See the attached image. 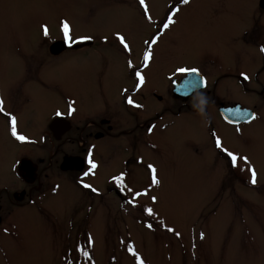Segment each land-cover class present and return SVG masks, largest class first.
Instances as JSON below:
<instances>
[{
	"label": "rangeland",
	"instance_id": "rangeland-1",
	"mask_svg": "<svg viewBox=\"0 0 264 264\" xmlns=\"http://www.w3.org/2000/svg\"><path fill=\"white\" fill-rule=\"evenodd\" d=\"M255 3L145 0L143 6L137 0H0V91L6 107L16 110L18 131L36 136L38 143L34 147L12 141L13 147L11 140L0 138V185L15 177L19 156H36L37 151L39 158H48L39 146L51 116L70 113L72 105L76 122L77 117L91 116L104 101L112 102L115 90L127 81L129 61L143 57V38L156 36L145 71L156 90L166 86V76L178 65L210 67L215 60L232 67L235 59L236 67L249 70L252 64L235 35L243 23L242 11L246 17ZM168 10L178 13V21L158 34L154 25ZM64 21L72 41L89 38L93 46L50 57L49 43L61 37ZM117 33L128 40L134 55L123 52ZM34 77L41 82L44 78V86L34 83ZM23 81H28L24 91ZM233 90L243 105L260 106L259 119L239 131L214 110L211 126L201 118L185 115L175 120L167 114L143 140L139 125L153 118L144 121L138 114V125L120 123L121 112L114 122L119 127L135 125L139 133L133 142L127 134H117L116 139L92 143L90 155L97 167L89 175L59 170L61 155L73 151L65 145L50 150H59L52 157L57 165H40L54 181L51 191L43 186L32 203L14 207L1 186L0 264H139L137 257L144 264H264V101ZM118 106L114 110L120 112ZM217 137L222 148L248 162L239 159L233 166L226 161ZM149 164L157 169L159 185L151 183ZM253 168L256 184L251 183ZM121 174L122 180L114 179ZM12 184L9 192L21 187ZM147 208L153 209L152 215Z\"/></svg>",
	"mask_w": 264,
	"mask_h": 264
},
{
	"label": "flooded vegetation",
	"instance_id": "flooded-vegetation-1",
	"mask_svg": "<svg viewBox=\"0 0 264 264\" xmlns=\"http://www.w3.org/2000/svg\"><path fill=\"white\" fill-rule=\"evenodd\" d=\"M256 2L257 4L255 3L247 11L248 13L246 17L244 15L245 11H242L240 20L243 23L241 25L240 31H237L238 35H235L237 36L236 42L239 41V44L243 46L242 48L247 53V59L252 64L249 70H244L242 67H236L235 65L237 62L235 59L232 61V67L225 65L223 66L217 61L211 59V61L209 60L211 63L210 67H204V65L199 67H186L184 65H178L176 66V69L169 73V77L166 76V80L168 81V83H165L166 86L156 90L153 86L149 85V75H145V71L149 67L151 58L147 62V66L144 61V54L152 48L154 43L151 42L156 39V36L151 34L153 36L143 38L141 42V49L144 48L143 57L136 60L135 62H132L131 55H134L135 50H128L131 55L129 54L127 59L131 60L133 67H130L128 63L126 67L127 81L122 83L118 87L117 91L115 90V98H113L112 102L104 101V103L102 105L100 104L96 111L91 115L92 118L91 116L83 115L77 117L78 120L76 122L74 121L76 118L73 117L72 113H61L60 115L55 114L54 116H51L49 122L47 123L46 129L42 133L43 140L41 142V146H39V148H41L40 153H44V155H47L48 158L46 160L39 158L36 151V156L29 157L28 155L23 154L22 156H19L15 159L13 166L14 172L16 174L15 177L11 182L7 183L6 186L3 184L0 185V190L1 186L3 191L5 190L4 195L6 196L8 202L14 207H17L19 203H23L24 201L26 203H32L34 197L38 196L34 193H39L43 189V186H46V192L52 190V186L55 185L54 181L48 180L47 175L43 174V168H40V165L43 162L48 164L47 168L57 165L58 160H56L53 164L52 157L54 155L56 156L59 150L55 153H50L51 149L55 150L59 149L58 146L64 147L65 145H70L71 150L73 151L61 155L58 168L63 173L79 177V174L83 175L85 172L90 173L92 171L91 166L88 163L89 158L92 160L90 155L92 143L96 142L100 144L109 141L108 139H116L117 134H127V140H132L133 142V135H135V133H139L137 132L138 127L135 125L119 127L116 124L117 121L114 122V118H116V115L119 116L121 112L123 117L119 119L120 123L124 121L129 124H136L134 118L138 119V114H140L139 116H141L142 120L144 119V121H147L146 119L149 120L153 118L151 119L153 121H149L148 123L142 122V125H139V127L143 128L141 132L143 140L149 132L154 130L158 120L161 121L163 117H168H165L167 114H172L169 117H172L175 120L185 115H189L195 119L201 118L204 120L205 125L210 124L209 126H211V123L213 122L211 120L210 112L214 110L218 117L221 118V120L227 125L235 128V131H239L242 125L251 124L259 119L258 111L260 106L255 104H253L251 107L245 106L240 101H237L233 93V87H235L236 90H240L243 95L257 98L256 102L259 100L264 101V52L261 51V48L264 47V35L261 34V27H264V20H262L264 7H262L260 4L261 0H256ZM175 4V7H178L182 3ZM258 8L261 9L260 12L258 11ZM230 12L231 14L235 13L233 9H231ZM177 16L178 13L169 14L168 10L167 13L164 14L161 22L154 25V27L157 29V33H164L165 24H169V26L172 24L174 25L175 21H178ZM244 18H246V22ZM60 36V38H57L49 43L48 51L51 55L50 57L57 56L66 50L81 49L83 47L93 46V41H91L89 38L83 39L79 42H74L72 41L73 36H70V39H66L64 33H62ZM55 42H65L66 46L59 53L53 54L50 51V46ZM126 42L129 45L128 40H126ZM78 43L86 44L79 48H73V46ZM118 44L123 52L126 53V49H124L123 45L119 41ZM235 55L237 54H234V58ZM49 61L50 60L48 59L45 64L48 65ZM240 64L243 65L245 63L240 62ZM180 68L189 70L197 69L198 73H191L190 71L181 73L178 71ZM137 71L140 72L145 78V82L142 86L139 85L138 77L135 75ZM245 75H247L249 79H245ZM31 80L40 86H44L45 84L44 78V83L41 82L42 80L39 81L35 77ZM23 82L24 83L21 86H23L22 88L24 91V86L26 85L25 83L28 81ZM221 88L224 90L222 94ZM0 98L3 99L5 113L10 114L5 115V113H0V126L4 124L0 131L2 132L0 134V138L5 139L6 141L11 140V142L13 141L16 145L24 144L33 145L36 147L38 144L36 141V136H28L25 133H22V131L19 132L17 126V134H24L26 140L19 141L12 135L10 116L16 117V110L13 105L8 108L6 107L5 100L7 101V99L6 96H2L1 91ZM128 98H131L135 104L141 105L142 107L130 105L128 103ZM150 100L152 101V105L150 104ZM154 101L158 102L154 103ZM225 102H228V104H225ZM117 103H119L117 109L120 108V112L114 110ZM156 107L160 109L156 111ZM225 108H228V111L223 114L222 111ZM101 110H103V113ZM253 114L255 115V119L252 118ZM168 123H170V120ZM76 130H78V134L76 137H74L72 136V133ZM13 142L12 146L15 147ZM147 145L149 144H146V146ZM147 147L149 148V146ZM76 148L77 150H75ZM217 149L219 150L218 153L221 155V149ZM65 159L70 161L69 169L67 170L62 169V164ZM225 159L226 161L231 160V158L228 156H226ZM35 161H37V164ZM79 167L80 169H78ZM10 184H20L18 188L20 186L21 187L19 190L12 189L9 192L8 186H10Z\"/></svg>",
	"mask_w": 264,
	"mask_h": 264
},
{
	"label": "snow or ice",
	"instance_id": "snow-or-ice-1",
	"mask_svg": "<svg viewBox=\"0 0 264 264\" xmlns=\"http://www.w3.org/2000/svg\"><path fill=\"white\" fill-rule=\"evenodd\" d=\"M189 2H190V0H183L184 4H188ZM140 3H141V5H144L145 4V0H140ZM149 19H150V17H149ZM164 27H165V29H167L169 27V24H165ZM62 30H63L65 38L66 39H70V35H69L70 26H69L67 21L62 22ZM44 34L45 35L48 34L47 26H44ZM117 39L123 45L124 49H127V50L130 51V47H129L128 43L126 42L125 37L123 35H120L119 33H117ZM155 42L156 41L153 40L151 43H155ZM261 51L264 52V47L261 48ZM151 56H152V53H151L150 50L145 52L144 61H145L146 66H147V62L150 60ZM129 66L133 67L131 61H129ZM178 71L181 72V73H186V72H189V71L191 73H198L197 69H190L189 70V69H185V68H180V69H178ZM135 75L138 77L139 85L142 86L143 83L145 82L144 76L138 71L135 73ZM244 78L245 79H249V77H247V75H245ZM128 103L130 105H134L135 107H142L141 105L135 104L134 101L131 98H128ZM3 104H4L3 99L0 98V113H5ZM69 112H70V114L75 112V108L72 105H69ZM5 115H10V114L5 113ZM57 115H60V113L57 112ZM252 118L255 119V115L254 114H253ZM10 122H11V133H12V135L19 141H25L26 140L25 136L17 134L16 117L15 116H10ZM215 143H216L217 147H221L222 148V141L218 137H217ZM222 150L224 152H226L228 157L231 158V163L233 164V166H235L237 164L239 159H243L246 163L248 162V158L247 157H238L236 154H234L233 152L229 151L226 148H222ZM88 163L91 166V169H95L97 167V165L91 160V158H89ZM147 167L150 169L151 183L153 185H159L160 184V180L157 178V169H156V167L154 165H151V164L147 165ZM250 171H251V183L252 184H256L257 183L256 170L253 168V169H250ZM84 175L87 176V175H89V173L85 172ZM114 179L118 180V181L122 180L123 179V174H121L120 176L114 177ZM84 187H91V185L85 184ZM92 190L96 191L95 188H93ZM144 194H147V193H144ZM136 195H140V193H136ZM156 199H157V197H155V196L152 197L153 202H155ZM146 211L148 212L149 215L153 214V209H151V208H147ZM148 227L151 228L152 225L149 224ZM169 231H174V229H169ZM203 238H204V234L201 233V239H203ZM129 250L131 251L132 249H129ZM133 254L135 255V253H133ZM137 259L139 260V264H144V261L142 259H140L139 257H137Z\"/></svg>",
	"mask_w": 264,
	"mask_h": 264
},
{
	"label": "water",
	"instance_id": "water-1",
	"mask_svg": "<svg viewBox=\"0 0 264 264\" xmlns=\"http://www.w3.org/2000/svg\"><path fill=\"white\" fill-rule=\"evenodd\" d=\"M260 4H261L262 7H264V0H261ZM75 47H77V46H75ZM63 49H64V44H63L62 42H55V43H53V44L50 46V51H51V53H53V54L59 53V52L62 51ZM227 111H228V108L223 109L222 113L224 114V113L227 112ZM69 163H70V161H69L68 159H65V160L63 161V164H62V169H63V170H67V169H69ZM78 169H80V167H79ZM0 221H1V220H0Z\"/></svg>",
	"mask_w": 264,
	"mask_h": 264
}]
</instances>
